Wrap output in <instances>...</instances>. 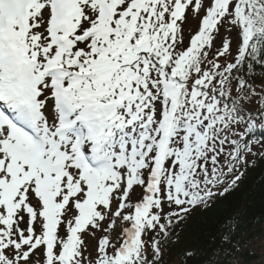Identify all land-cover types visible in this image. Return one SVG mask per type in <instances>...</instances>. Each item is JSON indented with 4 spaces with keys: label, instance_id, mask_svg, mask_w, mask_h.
Wrapping results in <instances>:
<instances>
[{
    "label": "snow or ice",
    "instance_id": "snow-or-ice-1",
    "mask_svg": "<svg viewBox=\"0 0 264 264\" xmlns=\"http://www.w3.org/2000/svg\"><path fill=\"white\" fill-rule=\"evenodd\" d=\"M258 158L264 0H0V264H165Z\"/></svg>",
    "mask_w": 264,
    "mask_h": 264
},
{
    "label": "trees",
    "instance_id": "trees-1",
    "mask_svg": "<svg viewBox=\"0 0 264 264\" xmlns=\"http://www.w3.org/2000/svg\"><path fill=\"white\" fill-rule=\"evenodd\" d=\"M233 217L238 224L232 242H238L239 250L232 248L227 264L258 261V251L250 250V246L264 235V159L247 168L236 189L217 198L206 211L193 212L182 224L178 242L170 245L165 264H204L220 247L224 224ZM187 251L195 255L184 260Z\"/></svg>",
    "mask_w": 264,
    "mask_h": 264
},
{
    "label": "rangeland",
    "instance_id": "rangeland-1",
    "mask_svg": "<svg viewBox=\"0 0 264 264\" xmlns=\"http://www.w3.org/2000/svg\"><path fill=\"white\" fill-rule=\"evenodd\" d=\"M254 243V249L258 250V254L260 255L258 261L251 263L240 262V264H264V235Z\"/></svg>",
    "mask_w": 264,
    "mask_h": 264
}]
</instances>
